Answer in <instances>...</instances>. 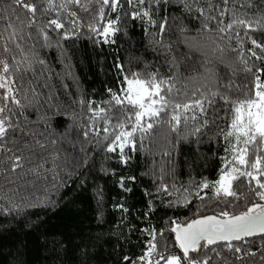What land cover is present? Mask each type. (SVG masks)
Instances as JSON below:
<instances>
[{
	"label": "snow or ice",
	"instance_id": "6c2138e0",
	"mask_svg": "<svg viewBox=\"0 0 264 264\" xmlns=\"http://www.w3.org/2000/svg\"><path fill=\"white\" fill-rule=\"evenodd\" d=\"M172 4L181 6L183 12L194 10L201 18L197 31L207 34L205 43L187 46L190 52L199 53L193 64H199L203 73L184 76L179 72L181 62L175 56L170 63L176 71L170 70L167 76L158 69L148 71L147 65L144 69L125 70L118 63L117 90L107 89L109 99L96 102L82 97L77 101L91 114L80 130L85 140L90 135L100 137L106 142L105 151L118 153V162L127 164L132 157L126 150L146 154L150 151L145 141L155 143L163 137L174 147L189 135L199 138L206 134L218 118L225 119L226 125L218 127L214 134L224 145L217 179L190 178L189 184L196 186L195 195L201 201L210 192L217 202L251 203L239 214L221 211L218 215L183 223L170 220L167 222L170 228L140 229L148 236L141 255L135 259L124 255L122 264H264V67L261 66L264 65V0H219V3L203 0V5L201 0H0V50L8 54L0 55V90H3L0 92V191L5 183L13 184L28 176L32 177L30 184L46 180L47 172L52 171L45 169L48 160L59 167L56 163L59 152L55 148L49 151V146L56 145L66 135L49 139L32 127L41 122L50 127L47 114H40L37 109L35 121L28 115L29 109L39 103V94L26 77L34 74L36 64L46 66L35 45L26 49L22 43L33 39L32 29H35V38L42 41L41 47H52L50 33H56L55 46L61 50L62 41L83 35V28L96 45L115 43L114 37L124 30V21L129 15L133 20L158 28L162 36L169 17L165 15L158 23L153 18V9L159 11L161 6ZM112 13L117 14L115 19ZM186 30L184 26L180 28L181 32ZM145 32L151 35L147 28ZM246 44L251 47L246 48ZM164 47L171 52V45ZM217 64L224 65L230 75L220 76ZM241 75L244 79L238 84L236 80ZM201 79L207 83L190 87V83ZM217 101L223 105L224 117H217ZM162 155L167 157L170 152L163 151ZM166 175L161 167L155 177L159 181L155 192L169 196L180 192L175 184L170 191ZM125 179L121 176L119 185L131 192L132 189L124 188ZM127 179L134 181L135 177ZM183 192L182 197L169 201L167 206L186 207L191 202V193L188 188ZM145 195L153 194L146 191ZM0 199L10 198L5 193ZM116 207L128 211L123 203ZM19 208L16 204L10 208L0 206V212ZM148 211H154L152 200H148ZM167 233L172 234L170 240L166 238ZM249 238L260 239L256 251L244 247L249 244ZM257 252H260L259 258L252 259L257 257Z\"/></svg>",
	"mask_w": 264,
	"mask_h": 264
},
{
	"label": "trees",
	"instance_id": "16d2710c",
	"mask_svg": "<svg viewBox=\"0 0 264 264\" xmlns=\"http://www.w3.org/2000/svg\"><path fill=\"white\" fill-rule=\"evenodd\" d=\"M153 12L158 23L165 15L169 17L162 36L158 34V28L133 20L129 15L124 21V30L116 34L113 44H94L86 28L81 29L83 35L62 41V50L55 46L56 33H50L52 47H41L42 41L35 38V29H32V40L22 41L26 49L35 45L39 57L46 61L45 67L36 64L34 74L29 73L26 77L39 94V103L36 108L29 109L28 115L30 120H37L38 109L40 114L50 118V127L43 122L32 127L49 139L66 135L56 145L49 146V151L55 148L59 152L56 161L59 167H54L49 159L45 169L52 171L47 172L46 180L30 184L32 177L28 176L13 184L5 183L0 191V196L6 193L10 198L0 199V206H20L17 211L0 212V264H122L124 255L133 259L141 255L148 236L140 229L149 226L170 228L167 223L170 220L183 223L206 214L218 215L221 211L236 214L250 206L251 201L245 203L243 200L228 204L217 202L210 192L201 201L195 195L196 186L189 184L190 178L196 181L203 177L210 181L217 179L224 145L214 134L218 127L226 125L225 119L218 118L206 134L199 138L189 135L174 147L163 137L155 143L145 141L150 151L146 154L126 150L132 157L127 164L118 162V153H107L106 142L100 137L90 135L88 140L83 137L80 125L86 124L91 114L77 101L82 97L96 102L109 99L107 89L117 90L119 73L116 64H123L125 70L129 67L144 69L147 65L148 71L158 69L167 76L170 70L176 71L170 63L175 56L181 62L179 72L184 76L203 73L199 64H193L199 53L190 52L187 46L203 45L206 41L207 34L197 31L201 25L198 14L194 10L183 12L177 4L161 6L159 11L154 8ZM80 15L86 17L84 13ZM116 15L112 13V18ZM182 26L187 30L181 32ZM146 28L151 35L145 32ZM161 40L162 43H157ZM165 45H171V52ZM247 47L251 45L246 44ZM14 54L19 58L15 50ZM0 55L8 54L0 50ZM256 63L260 64L259 61ZM216 71L222 77L230 75L224 65L217 64ZM243 79L241 75L236 82L240 84ZM202 83L207 81L201 79L195 84L190 83V87H199ZM216 107L219 109L217 117H224L223 105L217 101ZM99 126L103 127L102 121ZM163 151L170 155L163 156ZM44 155L47 157L48 153ZM161 167L167 173L165 182L170 191L171 185L175 184L180 192L172 196L155 192L159 183L155 177L160 174ZM53 176H56L55 180ZM121 176L126 178L124 188L132 189L131 192L120 187ZM128 177H135V180H128ZM184 188L189 189L191 202L186 207H168L169 201L184 195ZM146 191L153 195L146 196ZM148 200L153 201L154 211H148ZM121 203L127 212L116 207ZM171 236V233L166 234L169 240ZM249 241L244 247L256 251L260 239L249 238ZM259 255L257 252V257L252 259H258Z\"/></svg>",
	"mask_w": 264,
	"mask_h": 264
},
{
	"label": "water",
	"instance_id": "95a60500",
	"mask_svg": "<svg viewBox=\"0 0 264 264\" xmlns=\"http://www.w3.org/2000/svg\"><path fill=\"white\" fill-rule=\"evenodd\" d=\"M236 214H239V213H236ZM206 215H215V214H206ZM206 215H202V216H206ZM199 217H201V216H199ZM196 218H198V217H196ZM195 219V218H194ZM190 221V220H189Z\"/></svg>",
	"mask_w": 264,
	"mask_h": 264
}]
</instances>
